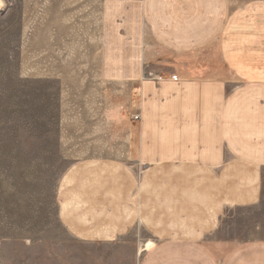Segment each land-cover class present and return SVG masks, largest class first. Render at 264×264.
Wrapping results in <instances>:
<instances>
[{"label":"crops","instance_id":"0c3cea01","mask_svg":"<svg viewBox=\"0 0 264 264\" xmlns=\"http://www.w3.org/2000/svg\"><path fill=\"white\" fill-rule=\"evenodd\" d=\"M51 1H34L21 77L60 88L64 227L139 224L155 234L140 264H264V238L232 236L224 220L264 190V21L236 35L224 0H79L72 33ZM203 44L205 77L151 78L166 66L150 65V47L182 56Z\"/></svg>","mask_w":264,"mask_h":264},{"label":"rangeland","instance_id":"374dc122","mask_svg":"<svg viewBox=\"0 0 264 264\" xmlns=\"http://www.w3.org/2000/svg\"><path fill=\"white\" fill-rule=\"evenodd\" d=\"M0 1V264H140L144 253L154 247L150 240L155 234L139 224L129 230L108 226L87 234L64 227L58 196L68 166L58 161L56 150L60 88L54 81L31 85L25 79L32 75L24 62L29 60L36 0ZM224 3L229 15L224 28L236 35L244 23L264 21V0ZM51 4L55 8L50 12L64 13L71 19L69 31L75 33L82 3L52 0ZM221 36L216 45L225 40ZM149 51L156 56L151 66L159 61L166 66L149 70L156 82H161L160 73L163 77L173 73L180 80L206 76L202 74L207 68L206 44L182 56L158 54L161 50L153 47ZM136 116L140 120V113ZM224 220L232 236L264 238V190L257 206L232 209Z\"/></svg>","mask_w":264,"mask_h":264},{"label":"built area","instance_id":"2783aa9c","mask_svg":"<svg viewBox=\"0 0 264 264\" xmlns=\"http://www.w3.org/2000/svg\"><path fill=\"white\" fill-rule=\"evenodd\" d=\"M134 120L138 121L139 120V116H134Z\"/></svg>","mask_w":264,"mask_h":264},{"label":"bare ground","instance_id":"6f19581e","mask_svg":"<svg viewBox=\"0 0 264 264\" xmlns=\"http://www.w3.org/2000/svg\"><path fill=\"white\" fill-rule=\"evenodd\" d=\"M2 5H3V2L0 1V7H2Z\"/></svg>","mask_w":264,"mask_h":264}]
</instances>
